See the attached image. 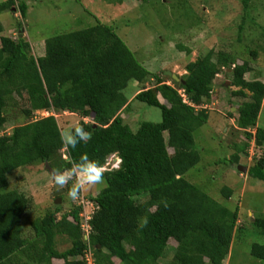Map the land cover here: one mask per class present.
<instances>
[{
  "label": "trees",
  "instance_id": "trees-1",
  "mask_svg": "<svg viewBox=\"0 0 264 264\" xmlns=\"http://www.w3.org/2000/svg\"><path fill=\"white\" fill-rule=\"evenodd\" d=\"M249 1L244 0V10ZM26 11L22 0L0 3V15L18 13L24 19ZM2 33L0 22V264H51L53 260L86 264L83 256L88 248L95 264H115V260L119 264H159L171 241L174 254L167 264H223L237 227L238 210L222 206L185 175L200 162L193 134L207 123L204 106L211 103L215 77L225 70L230 71L231 86L236 88L230 96L248 100L234 112L235 126L246 142L235 148L227 163L238 166L240 154L247 155L251 141L264 147V129L256 126L264 84L245 79L252 72L250 65L238 64L230 53L211 50L188 63L187 74L179 82L171 79L169 86L142 67L106 25L98 23L49 38L38 58L20 35L12 40ZM261 52L264 54V34ZM251 56L256 59L257 53L251 52ZM149 78L154 84L140 89L134 100L158 109L161 120L142 122L132 132L120 117L129 105L123 92L129 82L144 84ZM21 92L28 101V108L22 110L27 118L39 112L47 116L3 134L6 99ZM51 112L91 118L79 125L92 133V139L76 148L65 147ZM85 154L102 166L112 154L121 160L117 170L104 172L105 187L88 199L93 207L88 242L80 228L81 205L62 213L61 206L54 205L52 211L30 223L33 237L24 238L21 222L31 202L16 190L7 191V175L36 163L63 171ZM248 175L264 183V156ZM71 187L65 185V190ZM221 193L229 199L232 191L223 188ZM251 225L264 238V215L255 217ZM58 236L70 243L63 252L56 249ZM250 255L264 262V241L252 244ZM77 257L80 260L74 259Z\"/></svg>",
  "mask_w": 264,
  "mask_h": 264
},
{
  "label": "rangeland",
  "instance_id": "rangeland-1",
  "mask_svg": "<svg viewBox=\"0 0 264 264\" xmlns=\"http://www.w3.org/2000/svg\"><path fill=\"white\" fill-rule=\"evenodd\" d=\"M3 1L5 0H0V3ZM22 1L27 7L24 19L18 13L15 15L4 12L0 15L3 26L1 36L15 40L20 35L30 44L35 58L44 53L45 40L99 23L110 27L136 61L169 86H172L173 79L166 72L175 75L179 82L187 74L185 66L211 50L214 53L223 51L236 56L238 64L247 62L252 72L246 74L245 79H256L264 84V54L261 52L264 0H250L246 10L244 0ZM179 47L185 50L182 51ZM186 49L190 51L188 54ZM251 52L257 53L256 59L251 56ZM229 73L230 71L225 70L215 77L211 103L204 106L209 118L193 134L200 162L185 175V179L222 206L232 211L238 210L237 227L233 233L229 255L223 264H264L250 255L251 245L262 244L264 241L251 225L255 217L264 215V183L248 175V170L264 156V147L251 141L247 155L240 154L238 166L247 168L244 173L237 170V165L227 163V159L236 152L235 148L242 147L246 142L243 132L236 129L234 112L237 105L248 101L230 96V92L236 88L231 86ZM151 82L150 78L144 84L131 81L123 92L129 105L120 113V117L132 132L142 122L158 123L161 120L158 109L134 100L140 89L150 88L154 84ZM160 102L166 104L161 99ZM262 105L256 126L264 129V101ZM27 106L28 101L23 92L18 97H7L3 134H10L15 126L47 116L44 112H39L29 119L22 113ZM49 115L56 119L61 132L75 127L81 121L88 123L91 120L68 112H51ZM250 132L253 134L255 130ZM169 154H172L171 150ZM61 155L64 156V151ZM7 180V191L16 190L31 202L21 222L24 238L33 237L30 223L52 211L54 205L61 206V213L81 205L84 207L80 215L89 214L93 208L88 199L106 185L104 180L102 184L86 186L75 201L69 198L66 191L57 198L54 196V182L45 163L17 169L7 175ZM73 182L68 184L72 186ZM223 188L232 191L229 199H225L221 193ZM80 221H83V217ZM55 243L59 252L70 247L64 236L56 237ZM174 247L171 241L159 264H167L172 259ZM74 259L80 260L79 257ZM114 262L119 264L118 260Z\"/></svg>",
  "mask_w": 264,
  "mask_h": 264
},
{
  "label": "clouds",
  "instance_id": "clouds-1",
  "mask_svg": "<svg viewBox=\"0 0 264 264\" xmlns=\"http://www.w3.org/2000/svg\"><path fill=\"white\" fill-rule=\"evenodd\" d=\"M91 139L92 133L86 131L85 128L79 124L60 133L61 143L69 148H76L81 142L87 143ZM51 179L57 191L65 189V185L68 184L69 181H74L67 195L71 200L75 201L79 198L82 190H84L86 186L104 183V168L97 161L90 160L85 154L81 156L78 163L73 162L70 169H65L63 171L53 169L51 171Z\"/></svg>",
  "mask_w": 264,
  "mask_h": 264
},
{
  "label": "built area",
  "instance_id": "built-area-1",
  "mask_svg": "<svg viewBox=\"0 0 264 264\" xmlns=\"http://www.w3.org/2000/svg\"><path fill=\"white\" fill-rule=\"evenodd\" d=\"M120 163H121V160L119 159V157L116 154H112L107 159L105 165L103 166L104 172L117 170L119 168ZM82 205H84V204H82ZM92 214H93V211L89 212V214L80 215L81 217H83V221L81 222L80 228H81V231L83 233V239L85 240V242H88L89 235L91 232L89 221L91 219ZM83 257H84L86 264H95L93 253L90 250V248H88L87 251H85V254Z\"/></svg>",
  "mask_w": 264,
  "mask_h": 264
},
{
  "label": "water",
  "instance_id": "water-1",
  "mask_svg": "<svg viewBox=\"0 0 264 264\" xmlns=\"http://www.w3.org/2000/svg\"><path fill=\"white\" fill-rule=\"evenodd\" d=\"M165 74H166L167 76L171 77L175 82H178V79H177V77H176L175 75H173V74H171V73H169V72H166ZM257 146H261V144L258 143ZM67 161H69V158H67ZM45 164H46V169H47L49 175H51V171H52V169L50 168V166L48 165V163H45ZM246 169H247L246 167H243V166H237V170L240 171V172H243V173H244V172H246ZM54 188H55L54 196L57 197V198H58L61 194H63V193L65 192L64 189H63V190H60V191H57L55 184H54ZM58 202H59V200H57L56 203H58Z\"/></svg>",
  "mask_w": 264,
  "mask_h": 264
},
{
  "label": "crops",
  "instance_id": "crops-1",
  "mask_svg": "<svg viewBox=\"0 0 264 264\" xmlns=\"http://www.w3.org/2000/svg\"><path fill=\"white\" fill-rule=\"evenodd\" d=\"M263 106V105H262ZM237 129V128H236ZM51 264H60L59 263V261H57V260H53L52 262H51Z\"/></svg>",
  "mask_w": 264,
  "mask_h": 264
},
{
  "label": "flooded vegetation",
  "instance_id": "flooded-vegetation-1",
  "mask_svg": "<svg viewBox=\"0 0 264 264\" xmlns=\"http://www.w3.org/2000/svg\"><path fill=\"white\" fill-rule=\"evenodd\" d=\"M66 191V190H65ZM67 192V191H66Z\"/></svg>",
  "mask_w": 264,
  "mask_h": 264
}]
</instances>
